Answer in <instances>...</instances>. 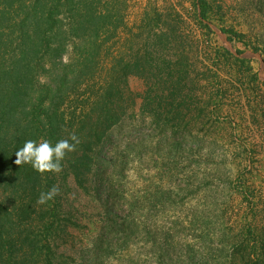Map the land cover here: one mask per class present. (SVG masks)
<instances>
[{
	"label": "rangeland",
	"instance_id": "374dc122",
	"mask_svg": "<svg viewBox=\"0 0 264 264\" xmlns=\"http://www.w3.org/2000/svg\"><path fill=\"white\" fill-rule=\"evenodd\" d=\"M210 2L215 35L205 39L189 0L119 2L125 28L119 31L120 42L107 41V68L116 64L117 47L124 64L135 57L140 64V74L128 76V88L119 97L124 109L121 135L116 129L112 143L88 151L81 177L84 188L69 164L81 155L80 141L62 161L59 173H39L28 181L20 174L16 180L3 174L0 202L6 212L1 215L0 232L8 244L2 259L12 250L14 262L44 264L48 246L54 254L52 264H189L192 255L203 256L205 264H229L240 242L248 245L241 250L246 254L260 251L264 240V0ZM156 11L162 20L159 28ZM176 25L182 43L178 52L170 33ZM222 28L245 37L242 42H229ZM161 31L167 33V49L158 41ZM4 32L12 39L0 47V68L7 69L18 41L7 29ZM197 39L201 43L195 44ZM215 47H224L247 62L239 66L232 58L228 63L221 58L217 68H207ZM156 48L173 69L180 56L186 65L189 79L176 98L170 96L167 69L160 74L156 68ZM34 75L38 80L34 88L40 91L45 74L38 67ZM192 80L197 86L190 100L186 96ZM36 95L30 93L33 102ZM209 95H215L211 106ZM185 98L178 117L177 106ZM165 108L172 110L171 115L164 113ZM198 109L204 110L201 118L196 117ZM166 122H170L167 129L177 131L176 141L162 135ZM174 142L179 143L176 149ZM53 186L60 191L51 201L60 206L53 227L46 231L48 206L37 200ZM32 199L36 204L25 208Z\"/></svg>",
	"mask_w": 264,
	"mask_h": 264
},
{
	"label": "trees",
	"instance_id": "16d2710c",
	"mask_svg": "<svg viewBox=\"0 0 264 264\" xmlns=\"http://www.w3.org/2000/svg\"><path fill=\"white\" fill-rule=\"evenodd\" d=\"M109 1L112 0H2V3L0 2L2 5L0 47H5L9 44L8 41L12 40L5 35L4 29H7L10 35H16L15 40L18 41L15 48L17 52L12 57V65L7 69L0 68L1 180H5L4 173H7L8 177L12 176V180H16L19 174L27 181L37 178L39 172L31 165L15 164V152L28 140L39 142L38 136L55 144L60 139H66L68 132L66 130H69V134L75 133L78 137L82 148L81 155L69 163L70 170L78 185L84 188L81 177L85 175V168L88 165L86 163V160H89L88 151L92 150V146L105 142L112 143L116 129L121 135L120 126L124 109L119 104V97L128 88V76L140 74L138 71L140 64L137 57L132 63L124 64L120 49L117 47L116 64L107 68V41L115 38L120 42L119 31L125 28L118 8L121 0H113L112 4ZM189 2L195 12L194 22L203 32V39L209 34L215 35L211 28L215 14H211L213 8L210 0H189ZM177 17L181 18L178 13ZM154 18L156 27L159 28L162 20L157 11ZM150 23L151 21L148 24ZM221 32L226 35L229 42H242L245 37L232 28H222ZM170 33L175 36L176 52H178V48L182 46L179 42L180 37L177 36L178 26L170 27ZM166 34L165 31H161L157 35L160 45L163 44L165 49L169 45ZM194 43L201 42L198 40ZM156 56L158 72L161 74L167 69V80L171 85L170 96L178 97L183 91L182 84H187L186 81L189 79L183 59L180 56L176 62V69H173L171 63L164 59L160 49L156 48ZM221 58H226L227 63L232 58L239 66L247 62L246 59L232 54L224 47L220 49L215 47L213 54L207 59L206 67L217 68ZM152 60L156 59L152 58ZM38 67L42 68L45 74L40 91L34 88V84L38 83L34 71ZM212 73L214 77L217 76L216 73ZM256 80H258L257 75H254L253 81ZM190 82L187 99L192 98L197 86L194 80ZM261 83L264 85V80ZM31 92L37 93L34 102L30 99ZM214 96H208L209 106L215 101ZM186 98L177 106L178 117L182 114ZM163 111L166 115L172 113V110L167 111L166 108ZM203 113V109H198L196 117L201 118ZM169 123H165L161 133L164 137H172L176 141L177 131L172 132L171 128L167 129ZM154 124L159 126L157 122ZM178 126L181 127V124ZM172 146L176 149L179 143L174 142ZM33 203L36 204V199L25 204V208H31ZM3 205L0 202V220H3L2 212H6V208H2ZM47 206L46 214L49 221L44 226L46 231L53 227L60 205L50 200ZM0 242V264H25L13 261L12 250L6 251L7 257L2 259L5 257L2 251L8 240L2 237L1 232ZM262 243L259 252L254 249L253 252L246 254L243 249L248 248V245L240 242L236 251L234 250L235 253L230 255L229 264H264V240ZM101 245L100 240L95 247L96 254ZM46 250L44 264H52L50 258L54 254L52 255L50 247L46 246ZM204 259L203 256L192 255L189 264H205Z\"/></svg>",
	"mask_w": 264,
	"mask_h": 264
},
{
	"label": "clouds",
	"instance_id": "9594fccd",
	"mask_svg": "<svg viewBox=\"0 0 264 264\" xmlns=\"http://www.w3.org/2000/svg\"><path fill=\"white\" fill-rule=\"evenodd\" d=\"M79 143L75 133L70 135L69 139H60L55 144L48 140L37 142L28 140L23 147L15 152V164H28L40 174L59 173L62 171V161L66 155L75 151ZM60 189L56 186L50 188L47 192H42L37 203L44 205L54 199L59 194Z\"/></svg>",
	"mask_w": 264,
	"mask_h": 264
}]
</instances>
